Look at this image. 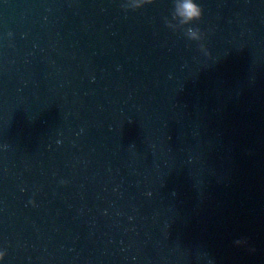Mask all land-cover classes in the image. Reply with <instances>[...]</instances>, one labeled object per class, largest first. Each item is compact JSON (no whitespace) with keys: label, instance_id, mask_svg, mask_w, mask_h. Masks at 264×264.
Wrapping results in <instances>:
<instances>
[{"label":"water","instance_id":"water-1","mask_svg":"<svg viewBox=\"0 0 264 264\" xmlns=\"http://www.w3.org/2000/svg\"><path fill=\"white\" fill-rule=\"evenodd\" d=\"M194 2L0 0V264H188L240 0Z\"/></svg>","mask_w":264,"mask_h":264},{"label":"clouds","instance_id":"clouds-1","mask_svg":"<svg viewBox=\"0 0 264 264\" xmlns=\"http://www.w3.org/2000/svg\"><path fill=\"white\" fill-rule=\"evenodd\" d=\"M177 14L182 18L184 23H189L192 21H199L203 16V8L194 0H183L182 4L176 6ZM192 37L195 39L197 36V31H200L197 28V31L189 30ZM237 244H243V240L236 241ZM3 257L0 256V259Z\"/></svg>","mask_w":264,"mask_h":264}]
</instances>
